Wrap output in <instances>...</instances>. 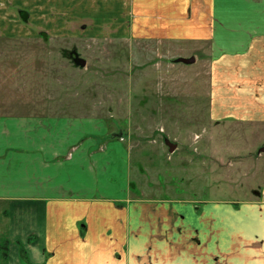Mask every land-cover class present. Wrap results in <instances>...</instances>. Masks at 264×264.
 Masks as SVG:
<instances>
[{"label": "crops", "instance_id": "obj_1", "mask_svg": "<svg viewBox=\"0 0 264 264\" xmlns=\"http://www.w3.org/2000/svg\"><path fill=\"white\" fill-rule=\"evenodd\" d=\"M124 3L134 38L207 65L212 123L242 127L247 159L263 160L264 0ZM65 122L0 115L3 264H264V181L242 202H134L127 150L102 153L97 128Z\"/></svg>", "mask_w": 264, "mask_h": 264}, {"label": "rangeland", "instance_id": "obj_2", "mask_svg": "<svg viewBox=\"0 0 264 264\" xmlns=\"http://www.w3.org/2000/svg\"><path fill=\"white\" fill-rule=\"evenodd\" d=\"M127 12L124 0H0V115L97 128L102 153L127 150L134 202L246 200L264 156L254 165L242 127L212 123L207 65L174 62L188 45L134 38Z\"/></svg>", "mask_w": 264, "mask_h": 264}, {"label": "water", "instance_id": "obj_3", "mask_svg": "<svg viewBox=\"0 0 264 264\" xmlns=\"http://www.w3.org/2000/svg\"><path fill=\"white\" fill-rule=\"evenodd\" d=\"M71 57L73 58L74 63L84 68L87 64L86 60L79 56L77 52H72ZM196 61L195 57L191 58H178L174 62L175 63H182L186 65L194 64ZM166 145L169 147L171 153H173L177 149V144L170 142L168 139L165 140Z\"/></svg>", "mask_w": 264, "mask_h": 264}, {"label": "trees", "instance_id": "obj_4", "mask_svg": "<svg viewBox=\"0 0 264 264\" xmlns=\"http://www.w3.org/2000/svg\"><path fill=\"white\" fill-rule=\"evenodd\" d=\"M8 244H9V242L6 240L0 245V250H3V255L2 256L4 258H6L8 256ZM22 255H24L23 251H22Z\"/></svg>", "mask_w": 264, "mask_h": 264}]
</instances>
